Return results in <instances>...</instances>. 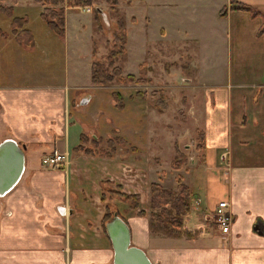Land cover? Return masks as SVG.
I'll list each match as a JSON object with an SVG mask.
<instances>
[{
    "label": "crops",
    "instance_id": "0c3cea01",
    "mask_svg": "<svg viewBox=\"0 0 264 264\" xmlns=\"http://www.w3.org/2000/svg\"><path fill=\"white\" fill-rule=\"evenodd\" d=\"M231 1L213 0L211 19L200 12V24L189 36L182 32V39H176L180 19L175 0L153 2L165 19L160 42H194L215 58L227 54L231 63L229 83L207 89L214 97L205 104L203 164L192 174V187L186 184L196 190L198 206L184 218L176 236L153 234L146 208L151 185L167 188L168 182L157 170L161 161L153 160L158 147L155 133L150 125L145 129L138 125L141 118L150 116L152 121L153 97L141 86H153L154 80L144 77L152 80L151 85L119 82L139 90L122 96L119 106L114 92H104L111 84H93L98 51L90 45L93 31L83 36L91 27L88 20L73 16L69 21L65 8L66 32L59 37L42 20L39 5L34 4L39 10L32 16L25 12L15 17L17 4L12 5L13 17L5 21L0 17V25L7 28H0V144L13 140L26 147L20 183L0 197V264H114L113 244L103 225L107 209L113 219L118 216L128 225L131 245L143 250L151 264H264V35L259 34L264 0H234L263 16L237 11L221 18L220 11ZM13 18H28L25 29L32 33L33 47L16 41ZM132 21L139 25L135 18ZM145 23L150 27L152 20ZM83 40L89 43L84 45ZM128 46L127 39L124 55L129 54ZM201 58L206 54L194 67L202 75L211 70L213 77L201 79L202 86H208L205 82L221 75L224 65L217 69L216 63ZM165 68L164 73L172 75L177 63ZM122 70L124 76L130 75ZM141 104L148 105L142 110ZM56 151L69 155L67 169L43 165ZM224 153L226 165L220 160ZM110 191L140 195V209L132 211ZM225 201L234 219L229 234L211 222L212 213ZM140 211L147 215L140 216Z\"/></svg>",
    "mask_w": 264,
    "mask_h": 264
},
{
    "label": "rangeland",
    "instance_id": "374dc122",
    "mask_svg": "<svg viewBox=\"0 0 264 264\" xmlns=\"http://www.w3.org/2000/svg\"><path fill=\"white\" fill-rule=\"evenodd\" d=\"M80 1L71 0L74 6H78ZM153 2L155 0H118V5L115 7L112 2L107 0H92L90 7L69 8L68 18L69 21H72L73 16H75L80 22L89 21L91 27L87 26L88 31L84 32L83 36L88 35L89 30L93 31L92 44L90 45L95 51H98L97 62L104 65L105 68H109L108 56L118 32V18L122 17L125 20L128 31L129 54L116 57L115 65L124 69L130 75L152 78L154 85L141 86V91H147L149 94L158 91L159 98L165 102L164 105L159 106L157 105V98L153 97L149 108L152 112L151 123L149 116L146 120L141 118L138 125L143 129L150 125L151 130L155 133L158 147L153 160L156 161L158 158L157 161H161L157 163V170L161 172V177L168 178V182L164 183L167 188H164L175 192L176 188H173V186L178 178L182 176L185 179L184 183L191 186L192 174L197 173L198 167L203 164V153L196 150L198 143L196 130H203L205 104L208 98L214 97L213 94L207 92V89L214 90L222 86L220 83H229L231 63L229 66L227 54L226 58H215L213 55L210 56L208 52L200 51L199 44L194 42H174L173 44L160 42L159 32L161 25L165 23V19L160 15L162 12L156 9ZM212 2L213 0H175V15L180 19L175 25L180 31V34L176 36L179 38L176 39H182V32H187L189 36L190 30L193 31L198 27L200 12L204 14L207 20L211 19L214 13L211 8L213 6ZM17 4L15 17L22 16L25 12L30 13L32 16L39 10V6L34 5L32 0H6L4 6L10 7ZM64 8H68L67 5ZM86 8H89L91 12L83 14L82 12ZM0 17L4 21L10 18L4 14H0ZM96 17L98 22L95 20ZM133 18L138 20V26L133 23ZM147 19L152 20L150 27L145 26ZM0 28L5 31L7 29L4 23L0 25ZM144 39L146 40L145 43H143ZM86 42L88 40H83L82 44L86 45ZM144 46L145 49H143ZM183 49H185V52L182 51ZM149 52H151V55L147 59L146 56ZM205 54L207 58H201L205 63H216L218 65L217 69H221L222 66L220 65H224L221 75H216L217 78H212L211 82H205L208 86H202L201 79L210 77L212 75L211 70H207L202 75L194 67L197 60L200 59V55L202 57ZM144 62L147 63V68L142 67L140 69ZM171 63H177V68L173 70L172 75L165 74V66ZM185 65H190L191 68L185 70L183 68ZM168 68L170 69V66ZM189 80L191 81L188 82ZM172 85L173 87H169ZM147 87L149 91L146 90ZM137 89L138 87L133 88V86L125 87V85L116 81L104 92L111 94L116 91L125 98L128 93L139 91ZM148 104H141L142 110ZM176 145H178L183 155L182 168L179 170H174L172 166L178 159ZM186 146H189V148ZM195 179L197 180V176L194 177L193 184L197 183ZM191 191L190 213L198 206L196 204L197 195H193L196 194V190H194L195 193L192 189ZM125 208L127 207L125 206ZM146 208L150 212L148 206Z\"/></svg>",
    "mask_w": 264,
    "mask_h": 264
},
{
    "label": "trees",
    "instance_id": "16d2710c",
    "mask_svg": "<svg viewBox=\"0 0 264 264\" xmlns=\"http://www.w3.org/2000/svg\"><path fill=\"white\" fill-rule=\"evenodd\" d=\"M34 4L43 8L41 15L42 20L46 23L48 28L57 36L63 37L66 32V18L65 8L73 7H90L92 0H81L78 6H74L71 0H32ZM112 2L115 7L118 5V0H107ZM6 0H0V13L9 17L14 15V7L4 6ZM245 11L250 13L253 17L263 16L262 13L256 8L248 5L238 3L234 0L231 1L229 6L224 7L219 16L221 18L227 17L229 12ZM98 22V18H95ZM28 18H13L12 32L16 36V41L21 45L28 47L34 46V38L32 33L25 29L28 25ZM118 32L112 43L113 47L108 56L109 68H105L99 62L93 64L92 81L94 85L107 86L118 81L120 83H128L129 85H151L152 80L144 77L137 78L133 75L124 76L123 70L115 65V58L126 53L125 45L128 39V32L125 20L122 17L117 21ZM260 35H264V26L262 27ZM144 93H137V96H145ZM152 97L157 98V105H164L165 102L159 98V92L154 91ZM114 100L119 106L123 104V97L120 93H113ZM197 147L196 150L203 152L205 148L204 133L197 130ZM22 146V144H20ZM177 160L173 163V169L179 170L182 168V153L176 145ZM111 196L117 197L124 204H128L132 211H138L141 206L140 195H127L114 191L109 192ZM191 189L183 183V178L180 176L177 181L176 191L165 189L161 184L151 185V200L149 204L150 209V230L153 234L165 233L169 236H176L181 233L184 226V218L191 212ZM105 197L103 196V201ZM140 216H146V212L140 211ZM114 213L107 209L106 215L103 220L104 228L108 222L113 219Z\"/></svg>",
    "mask_w": 264,
    "mask_h": 264
},
{
    "label": "water",
    "instance_id": "95a60500",
    "mask_svg": "<svg viewBox=\"0 0 264 264\" xmlns=\"http://www.w3.org/2000/svg\"><path fill=\"white\" fill-rule=\"evenodd\" d=\"M25 151V146L20 147L13 140L0 144V197L20 183L25 172ZM106 229L115 252L114 264H151L143 250L131 245L130 228L121 218L115 216Z\"/></svg>",
    "mask_w": 264,
    "mask_h": 264
},
{
    "label": "built area",
    "instance_id": "2783aa9c",
    "mask_svg": "<svg viewBox=\"0 0 264 264\" xmlns=\"http://www.w3.org/2000/svg\"><path fill=\"white\" fill-rule=\"evenodd\" d=\"M84 12L90 13L91 10L86 8ZM220 160L223 164H228V153L222 154ZM69 164V155L57 151L43 160V165L54 170L67 169ZM211 220L215 228L223 234H229L234 221L233 214L230 212L229 202H221L212 213Z\"/></svg>",
    "mask_w": 264,
    "mask_h": 264
}]
</instances>
